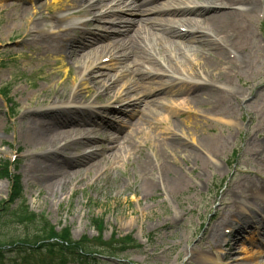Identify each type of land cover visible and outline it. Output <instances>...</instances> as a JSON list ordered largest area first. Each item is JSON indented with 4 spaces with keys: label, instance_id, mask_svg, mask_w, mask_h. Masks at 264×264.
<instances>
[{
    "label": "bare ground",
    "instance_id": "bare-ground-1",
    "mask_svg": "<svg viewBox=\"0 0 264 264\" xmlns=\"http://www.w3.org/2000/svg\"><path fill=\"white\" fill-rule=\"evenodd\" d=\"M7 1L0 0V9L13 6V1L10 3ZM20 1L22 2L19 4V9L23 14H28L29 8L23 3L24 0ZM28 1L31 4L37 3L36 0ZM85 1L79 0V4ZM101 1L105 0H99L89 8H95ZM121 1L124 17L117 24L111 19L118 14L110 13L108 22L110 32L107 34L102 32L91 34L82 30L80 23L83 20H74L71 14L65 13L73 10L71 9L73 6H66L63 0H51L47 5L36 4L38 7L35 8L30 6V9H35L36 12L28 20V25L31 20L34 24L33 27L30 24L27 28V36L32 38L28 43L31 42L35 50L46 45L47 52L50 50L49 52L62 58L75 60L74 65L77 66L79 73H82L85 80L93 83L97 89H100L101 85H107L105 82H112L106 88L107 92L109 88L114 89L122 83L116 91L124 89L125 97L119 99L128 103L119 115L121 120H118L121 124L131 122L128 124L129 131L123 136L121 126L105 124L103 131H110L104 132L106 137L100 138L105 147H98L81 154L79 162L65 156L61 159V163L57 164L53 159L61 158L58 155V144L74 130L69 127H78L77 131L84 133L83 136L86 137L82 140L84 147L96 145V139H92L89 136L90 131L84 128V125L96 124L93 122L97 119L96 112L91 108L93 106L82 107L91 100L81 99L82 90L73 87L63 95L55 94V98L38 100L49 103L42 108L36 107L37 109L25 111L21 117L23 126L19 128L14 126V131L17 134L20 132L19 141L26 145L28 143L31 146L52 148L49 152L38 156L44 161V165H38L36 168L41 174L39 183L47 187L55 197L76 176L77 173H71V168H78L80 172L84 169L91 171L95 167L97 158L106 161L107 156L110 160L124 161L129 152L134 154L133 146L156 150L154 155L161 157V169L167 174L163 183L173 185L176 189L185 186L190 178L186 171L188 165L180 166L177 156L180 155L184 163L193 162L199 165L198 163L201 162V167L198 166L200 174L193 176L199 178L209 166L208 156L216 157L218 153H222L227 142L224 137L211 139L196 137L194 133L191 138L187 137L189 131L193 132V129L200 126L197 117H200L201 112H198L197 108L203 107L204 112L208 111L213 116H228L234 121L231 125L228 123V126L240 133L244 112L246 110L250 112L248 104L257 101L261 95L263 88L260 84L248 83V80L243 79L255 73L256 61L250 57L251 44L248 42L253 40L251 25L262 12L258 0H202L204 2L202 5H195L190 2L191 0H185L186 2L182 4L172 3V5L171 1H168L167 8L162 10L160 2L166 0ZM179 5L180 7H175ZM79 6H74L75 12L83 10ZM41 10H46L49 16L45 20L51 24L48 31L42 30L35 18V13H41ZM99 20V17L95 19L97 22ZM79 29L82 30V34H79ZM97 55L100 56L97 60H91ZM109 56L111 59L108 62L99 63L101 59ZM159 59H165L163 60L165 64L160 65ZM119 62H122L123 66L118 77L110 71H98L101 67L112 68ZM70 72L69 68L64 73ZM258 74L264 79L263 71H259ZM66 75H58L60 85L68 81L69 76ZM127 75L132 77L124 82ZM74 79L75 73H72V80ZM235 81L242 82V87L249 86V89L246 88L248 92L231 87ZM85 93V98L90 97L92 90L90 89L89 95H87L88 89ZM131 94H135L136 97L132 98ZM171 96L180 98V101L177 100L180 103L178 107H183L185 110L179 112V117H185L186 121L178 119L179 121L173 122L170 118L160 119L159 111L166 109L168 112L167 109H170L165 100ZM238 113L241 115L236 119ZM251 113L257 114V112ZM252 120L255 118L252 117ZM249 122L252 123L250 127L252 131L249 133L250 131L246 129V133L243 134L248 137L246 152L251 151L250 154L258 160L259 166L264 167V126ZM170 123L174 128L166 133L167 137L160 135L153 141L144 142L143 145L137 140L136 134L145 133V126L161 127ZM96 125L100 127V124ZM220 131L222 132V129ZM230 135L231 133L224 136L230 138ZM258 135L263 136L262 141L255 139ZM189 139H192L193 143H190ZM137 148L135 153L141 154V149ZM62 149L66 150V147ZM102 169L103 166L97 170V173ZM243 173L244 176L234 188V194L251 201L254 205L249 208V214L238 215L240 224L237 228L238 234L250 228L249 219L262 224L261 219L264 216V199L263 202H259V198L255 197L259 195L264 198V171L253 172L249 169ZM231 204L226 203L225 206ZM238 209L242 208L237 207ZM221 210L222 208L219 209ZM230 217L232 215H225L221 221L226 222ZM219 224L210 229V240L213 243H219L221 239ZM231 252L232 250H229L224 258L212 256L208 260L210 264H224L225 261L232 264L234 261Z\"/></svg>",
    "mask_w": 264,
    "mask_h": 264
},
{
    "label": "rangeland",
    "instance_id": "rangeland-1",
    "mask_svg": "<svg viewBox=\"0 0 264 264\" xmlns=\"http://www.w3.org/2000/svg\"><path fill=\"white\" fill-rule=\"evenodd\" d=\"M11 1H13L12 7L0 9V162L12 161L15 154L18 156L15 162V171L21 176L24 197L30 209L46 216L58 231L65 227L70 228L71 237L74 240L86 236L90 242L93 241L92 238L98 234L91 224L93 217L104 219L106 223L105 241H108L113 233H116L117 238L132 236L136 243L129 244L125 249V254L120 255L118 261L111 260L108 264H210L208 261L210 257L218 254L223 255L225 253L223 251L224 238L217 244L210 240V228L217 223L215 215L219 213L218 209L223 206L224 200L232 203L234 198L241 202L239 205L243 212L247 213L246 209L248 206L252 207V202L234 194L236 184L244 176V173L239 171L243 172L249 169L253 172L264 171V167L259 166L258 160L250 154L251 151L246 152L248 137L243 136L246 129L250 131L249 133L252 131L250 128L252 123L249 121L255 122V125H264V79L258 74L259 71L264 72V0H258L263 13L259 14L261 18H256L252 23L253 40L248 42L251 44L250 57L256 61L255 73L243 78L248 80V83L260 84V87L263 88L261 95L257 101L248 104L250 112L243 110L240 133L228 126V123L230 125L234 123L228 116H213L208 111L204 112L205 108H197V111L201 112L200 117H197L200 126L193 129V132L189 131L187 137L191 138L194 133L196 137L211 139L224 137L227 139L222 153H218L216 157L208 156L209 166L202 176L193 178L195 174H200L198 166L201 167V162L198 163L199 165L193 162L184 163L178 155L179 165L182 167L188 165L186 171L190 178L187 185L176 189L173 185L163 183L167 174L161 169V157L154 155L156 150L146 147L137 148L136 146L137 149H141V154H136V148L133 146L134 154L129 152L124 161L110 160L107 156L106 161L97 158L95 167L91 171L84 169L80 172L78 168H71V173H77L76 176L70 180L69 184L65 185L63 191L56 197L51 195L47 187L39 183L41 174L36 168L38 165H44V161L38 156L52 148L31 146L28 143L26 145L19 141L20 132L17 134L14 131V126L19 128L23 124L21 117L24 112L34 110L33 108L36 107L42 108L49 103L38 100L55 98L71 91L74 87L76 90H82L81 99L91 100L84 105L98 108L101 114L107 115L117 122L114 124L100 120L101 124L106 122V124L116 127L117 125L121 126L123 136L129 131L128 124L131 123L121 124L119 122L121 120L119 115L125 108H120L117 113L116 110H112V113L109 109H112L113 106H127L128 102H122L119 99L125 97L124 89L116 91L122 83L114 89L109 88L101 95L100 90L106 85H101V89L96 92L97 88L93 83L87 82L83 74L76 69L75 60L62 58L49 52L50 50L47 52L46 45L35 50V46L31 42L28 43L32 38L27 36V28L30 24L32 27L34 26L33 20L29 21V25L28 20L36 12L35 9L31 10L30 8H35L40 4L47 5L51 0H36L37 5L24 0L23 3L30 11L28 14H23L19 9V4L22 1L8 0L7 2ZM63 1L66 6H73L71 8L73 10L65 12L72 14L76 11L74 6L80 5L79 8L89 9L93 0H86L82 4H79V0H75V2L74 0ZM172 1L175 4L186 2L185 0ZM190 2L197 5L203 4L202 0H191ZM160 7L161 10L167 8L166 3H162ZM45 11L41 10V13H35V18L40 23V28L48 31L51 24L45 21L49 18ZM58 11L56 12L58 13ZM86 13L89 14L88 16L93 14L89 10ZM86 17H83L85 21ZM89 27L93 28L91 24ZM177 41H181V39H177ZM99 57L97 55L91 60H97ZM163 62L165 63V61ZM121 63L113 65L112 68H100L98 71H110L118 77L120 68L123 66ZM69 68L71 72L66 73L69 76L68 81L60 85L58 75H66L64 72ZM113 69L115 70L112 71ZM56 72L60 73L56 75ZM72 73H75L74 80H72ZM131 77L127 75L124 82L129 81ZM105 84L109 85L112 82H105ZM231 87L241 88L244 91H247L246 88L249 89V86L242 87V82L238 83V81H235ZM87 89L89 92L87 95L90 94V89L92 93L90 97L85 98ZM3 93H6L4 97ZM55 94L58 95L54 96ZM131 96L132 98L136 97L135 94H131ZM177 100L180 101V98L172 96L165 100L170 109H167L168 112L166 109L159 111L160 119L170 118L173 122H177L178 119L186 121L185 117H179V112L184 111L185 108L178 107L180 103ZM12 106H14L13 112L10 111ZM103 106L106 107L102 108ZM251 112H257V114ZM240 113L236 115V119H239ZM252 117L255 120H252ZM188 120L190 122V119ZM144 128L145 133L136 134L137 140L142 145L146 141L157 139L160 135L167 137L166 133L173 130L174 127L170 123L161 127L145 126ZM229 133H231L230 138L224 136ZM72 134L77 133L69 134L64 138V141ZM89 135L95 138L103 137L93 130ZM262 137V135H258L255 139L262 141ZM64 141H61L58 146L60 147ZM188 141L193 143L192 139ZM94 146L83 149L81 145H78L76 150L73 146L70 149L72 152L82 154L98 147H105L100 139ZM17 151L21 154L18 155ZM63 151L65 150L62 149L60 154L71 155L70 151L67 153ZM26 155L29 157L26 158ZM102 166L104 169L97 173V170ZM80 180L81 182H78ZM10 188L11 183L8 180L0 179V202L8 199ZM255 197L259 198L258 200L263 199L259 195H255ZM225 211L226 214H230L233 209L232 211L230 208L221 210V212ZM238 213L240 212H236V214ZM237 225L238 217H233L223 227L230 228L233 232L235 227L236 229L239 227ZM251 226L246 232L240 234L235 229L230 240L232 245L229 247V249L232 248L231 257L234 261L232 264H264V248L259 244V236H252ZM20 229L18 230L15 226L4 227L0 231V237L14 239L22 234ZM223 232L226 233V229H223ZM252 238L255 239L254 246L248 242ZM225 240L228 239L225 238ZM235 243L237 245L233 248ZM12 256V254L6 253L5 261L0 264H13L15 259ZM224 264L230 263L225 261Z\"/></svg>",
    "mask_w": 264,
    "mask_h": 264
},
{
    "label": "trees",
    "instance_id": "trees-1",
    "mask_svg": "<svg viewBox=\"0 0 264 264\" xmlns=\"http://www.w3.org/2000/svg\"><path fill=\"white\" fill-rule=\"evenodd\" d=\"M6 169H4V174L9 176ZM20 190L19 179L14 177L11 198L9 202H3L0 205V231L7 226L8 228L15 226L18 230L21 228L20 230L24 236L11 240L0 237V251H2V247L14 246V249L20 253L25 262H28L32 257L31 255L36 253L38 256L37 262L40 264H46L49 261L54 264V260L49 254L59 257L62 264H94V261L98 258L91 256L92 254L96 253L99 257L109 256V254L116 256L122 251L100 248L88 242L86 238H83L80 242H73L68 229H64L60 233L56 232L44 216L36 215L23 203ZM17 199L22 200L20 205L12 208ZM92 223L99 233L102 232L104 223L102 219H94ZM105 251H108V253Z\"/></svg>",
    "mask_w": 264,
    "mask_h": 264
}]
</instances>
